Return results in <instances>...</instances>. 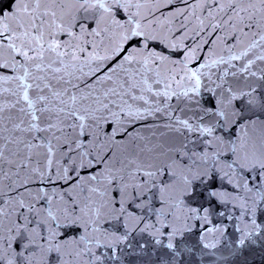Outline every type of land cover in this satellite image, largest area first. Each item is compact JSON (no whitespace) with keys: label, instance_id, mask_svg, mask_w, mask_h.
Wrapping results in <instances>:
<instances>
[{"label":"snow or ice","instance_id":"obj_1","mask_svg":"<svg viewBox=\"0 0 264 264\" xmlns=\"http://www.w3.org/2000/svg\"><path fill=\"white\" fill-rule=\"evenodd\" d=\"M0 264H264V0H0Z\"/></svg>","mask_w":264,"mask_h":264}]
</instances>
